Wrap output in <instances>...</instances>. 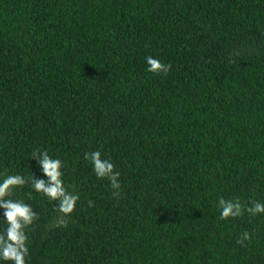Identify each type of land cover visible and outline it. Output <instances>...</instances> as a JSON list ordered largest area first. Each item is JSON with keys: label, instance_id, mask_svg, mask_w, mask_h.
I'll use <instances>...</instances> for the list:
<instances>
[{"label": "trees", "instance_id": "1", "mask_svg": "<svg viewBox=\"0 0 264 264\" xmlns=\"http://www.w3.org/2000/svg\"><path fill=\"white\" fill-rule=\"evenodd\" d=\"M37 149L80 199L63 217L15 190L39 217L27 264H264V214L218 206L264 203V0H0V182L46 180Z\"/></svg>", "mask_w": 264, "mask_h": 264}, {"label": "clouds", "instance_id": "2", "mask_svg": "<svg viewBox=\"0 0 264 264\" xmlns=\"http://www.w3.org/2000/svg\"><path fill=\"white\" fill-rule=\"evenodd\" d=\"M146 71L159 75H167L171 69V64H165L151 56L146 57ZM32 159L38 161L43 175L47 179H38L33 174L29 177H22L19 174L7 175L0 182V209H3L4 222L6 227L0 231V260L7 264H27L29 257L28 230L39 219L32 207L23 200L13 199L14 192L18 188H23L30 184L37 193L43 194L51 201L57 202V210L63 217L70 216L77 205L80 197L77 193L69 191L63 181L64 163L60 159L52 158L47 151L39 149L32 152ZM85 159L93 165V171L97 178L108 179L110 187L113 189V197H119L122 185L119 182L120 173L114 171V164L102 159L99 151L85 153ZM30 195V194H29ZM89 206L93 201H88ZM218 206L220 219H235L247 213L250 216L264 214V203L251 201L250 206H245L239 198L225 200L219 198ZM63 217L61 224L64 223ZM251 234L244 231L238 239V243L243 247L246 242H250Z\"/></svg>", "mask_w": 264, "mask_h": 264}]
</instances>
